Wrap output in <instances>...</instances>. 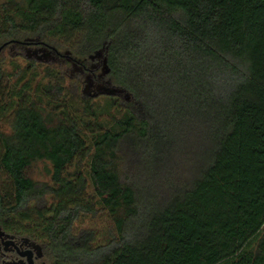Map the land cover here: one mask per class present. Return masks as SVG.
<instances>
[{"label": "trees", "instance_id": "trees-1", "mask_svg": "<svg viewBox=\"0 0 264 264\" xmlns=\"http://www.w3.org/2000/svg\"><path fill=\"white\" fill-rule=\"evenodd\" d=\"M6 42L46 52L0 64V224L53 264H264V0H10Z\"/></svg>", "mask_w": 264, "mask_h": 264}, {"label": "rangeland", "instance_id": "rangeland-1", "mask_svg": "<svg viewBox=\"0 0 264 264\" xmlns=\"http://www.w3.org/2000/svg\"><path fill=\"white\" fill-rule=\"evenodd\" d=\"M18 1V0H17ZM10 0H0V8L5 4H8ZM20 45H11L5 49L4 52L0 55V64L5 71L8 78H10L11 82L12 77L10 75L11 72H14V64L13 62L19 63L22 66L26 64V57H36L42 55L44 52H33L34 47H19ZM65 47L61 48V51L65 50ZM53 57V58H52ZM47 55L46 58L53 61V63L57 64L61 69L66 73L67 85L74 87L76 84L77 76H81L82 71L79 67H76L72 64H69L65 60L55 58L54 56ZM97 63V60L94 61V64ZM102 71V67L99 68L98 72ZM82 82H78L81 85V91L84 90L87 94H94L95 92H108L110 87L107 83L103 84L102 81H95L90 78L89 75L81 76ZM107 80L103 78V81ZM10 82V83H11ZM1 128L5 131L9 130L8 124L5 121L1 120ZM51 169V165L46 161H36L33 163L31 168L29 169L30 176L36 182H48L50 180L49 170ZM11 182L7 175L0 169V190L1 192L10 191ZM102 220L97 218L96 220H84L79 223H76L73 229L75 234L80 232H86L89 229L101 228Z\"/></svg>", "mask_w": 264, "mask_h": 264}, {"label": "flooded vegetation", "instance_id": "flooded-vegetation-1", "mask_svg": "<svg viewBox=\"0 0 264 264\" xmlns=\"http://www.w3.org/2000/svg\"><path fill=\"white\" fill-rule=\"evenodd\" d=\"M11 44L0 50V55ZM0 264H53L44 243L0 224Z\"/></svg>", "mask_w": 264, "mask_h": 264}, {"label": "water", "instance_id": "water-1", "mask_svg": "<svg viewBox=\"0 0 264 264\" xmlns=\"http://www.w3.org/2000/svg\"><path fill=\"white\" fill-rule=\"evenodd\" d=\"M9 42H6V43H4L1 47H0V50L5 46V45H7Z\"/></svg>", "mask_w": 264, "mask_h": 264}]
</instances>
